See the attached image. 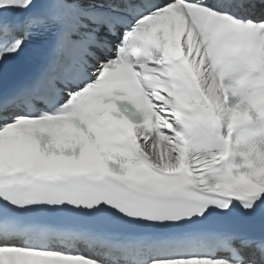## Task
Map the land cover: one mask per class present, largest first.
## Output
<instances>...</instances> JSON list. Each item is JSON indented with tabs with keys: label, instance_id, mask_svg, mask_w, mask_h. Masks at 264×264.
Here are the masks:
<instances>
[{
	"label": "snow or ice",
	"instance_id": "obj_1",
	"mask_svg": "<svg viewBox=\"0 0 264 264\" xmlns=\"http://www.w3.org/2000/svg\"><path fill=\"white\" fill-rule=\"evenodd\" d=\"M0 264H264V0H0Z\"/></svg>",
	"mask_w": 264,
	"mask_h": 264
}]
</instances>
